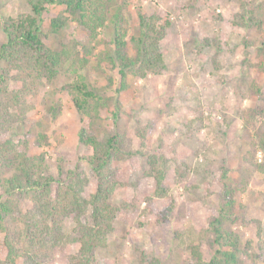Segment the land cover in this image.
<instances>
[{
    "label": "rangeland",
    "instance_id": "1",
    "mask_svg": "<svg viewBox=\"0 0 264 264\" xmlns=\"http://www.w3.org/2000/svg\"><path fill=\"white\" fill-rule=\"evenodd\" d=\"M122 1L133 17V31L139 7L147 14L157 12L170 19L162 41L166 70L145 77L130 74L126 89L116 93L117 71L103 72L96 65V53L103 46L95 48V40L75 21L53 32L50 19L64 9L49 6L42 15L45 41L56 50L65 46L73 60L60 69L55 80H42L36 95L28 99L32 106L6 135H28L29 152L45 153L53 172L60 158L67 166L76 165L85 151L79 142L82 121L65 84L83 74L91 84L106 87L104 94L112 97L96 126L124 133L127 148L135 151L133 160L114 164L125 184L117 188L113 201L131 206L119 213L107 245L97 248V256L107 264H145L146 255L169 264H191L189 247L199 244L209 260L215 250L209 223L223 214L224 226L238 234L241 249L248 243L250 251L257 250L259 244L264 245V171L251 163L264 166V115L249 117L255 107L262 106L252 83L264 89V51L258 52L264 41V0ZM247 10L263 20L260 28L236 23L239 13ZM27 13L31 9L26 0H0V17ZM103 35L108 37V32ZM4 40L0 29V42ZM128 51L133 55V48ZM85 55L88 63L82 65ZM56 103L60 111L47 118L45 114ZM151 154L158 156L169 187L162 198L154 195L155 172L143 175L151 167ZM83 164L91 174L89 164ZM223 169L228 170L227 177L222 176ZM225 182L234 187L236 203L232 211L225 207L221 213ZM94 190L91 180L85 195ZM161 211L169 213L167 219L158 215ZM71 226L70 219L67 229ZM3 236L0 233V240ZM76 249L77 245L64 244L42 264H68L67 256ZM4 256L0 251V257ZM243 259L241 264H264V254L243 255Z\"/></svg>",
    "mask_w": 264,
    "mask_h": 264
},
{
    "label": "trees",
    "instance_id": "2",
    "mask_svg": "<svg viewBox=\"0 0 264 264\" xmlns=\"http://www.w3.org/2000/svg\"><path fill=\"white\" fill-rule=\"evenodd\" d=\"M26 1L31 13L0 17V29L5 35V40L0 42V233L4 235L0 251L5 253L0 257V264H42L64 244L77 245L67 256L68 264H107L97 256V248L107 245L119 213L131 206L127 202L113 201L117 188L125 184L114 164L123 159L133 160L135 151L127 148L124 133L97 127L112 98L104 94L106 87L91 84L83 74L65 84L82 121L79 142L85 148L74 166L63 164L60 158L57 171L53 172L46 163L45 153L29 152L28 135L15 138L6 134L12 123L24 117L32 106L28 99L36 95L42 80H55L60 69L73 60L65 46L56 50L45 41L47 32L42 15L49 6L64 9L50 19L53 32H60L70 20L75 21L91 40H95V48L103 46L96 53V65L103 72L105 69L117 71L116 93L126 89L130 74L145 77L166 70L162 41L171 21L157 12L147 14L139 7L137 28L133 31V17L124 10L122 0ZM236 23L260 28L263 20L256 19L253 10H247L239 13ZM101 32H108V37H100ZM83 46L87 49L85 44ZM129 48H133V55L129 54ZM262 51L264 41L259 43L258 52ZM80 62L82 65L88 63L86 55ZM109 82L112 84V78ZM19 83L16 88L15 84ZM252 88L262 99V106L255 107L249 117L254 119L264 115V89L256 81ZM60 106L56 103L45 116L48 118L51 113L56 116ZM113 115H117V111ZM138 152L142 154L141 150ZM84 162L89 164L91 174L87 173ZM148 162L151 167L143 175L155 172L154 195L167 196L169 187L164 183V170L158 156L149 155ZM251 164L260 172L264 171L262 164ZM205 171L211 173L210 169ZM222 174L227 177L228 170L223 169ZM91 180L95 190L86 196V186ZM224 188L221 213L225 207L232 211L236 203L232 184L225 182ZM148 199L151 201V197ZM158 213L164 219L169 216L166 211ZM223 216L225 214L214 216L209 223L214 233L213 255L207 260L200 245L191 244V264H241L243 255L263 256L264 245L261 244L253 252L248 243L242 250L238 234L224 226ZM70 219L72 226L67 229ZM145 264L169 263L146 255Z\"/></svg>",
    "mask_w": 264,
    "mask_h": 264
}]
</instances>
